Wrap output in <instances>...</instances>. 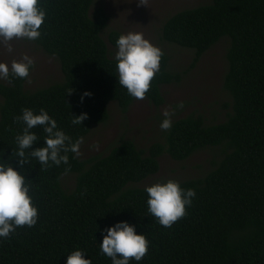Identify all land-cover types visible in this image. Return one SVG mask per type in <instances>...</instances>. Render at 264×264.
Segmentation results:
<instances>
[{
    "label": "trees",
    "instance_id": "16d2710c",
    "mask_svg": "<svg viewBox=\"0 0 264 264\" xmlns=\"http://www.w3.org/2000/svg\"><path fill=\"white\" fill-rule=\"evenodd\" d=\"M39 2L46 16L40 37L32 42L58 61L62 80L34 91L25 90L27 79L0 83V162L18 172L15 136L23 125L13 118L21 109H45L75 140L107 122L109 103L124 114L135 100L116 81L115 61L102 38L108 24L104 9L97 6L90 14L93 0ZM119 35L110 31L108 42L115 47ZM224 37L229 43L222 87L231 99L226 118L212 125L200 116L176 120L164 143L147 150L120 140L102 156L80 160L68 153V165L45 170L28 158L21 171L31 184L37 224L17 227L0 242V264H65V256L76 248L91 264H111L99 249L101 230L118 221L135 225L149 241L139 264H264V0H209L176 12L160 29L163 42L193 51L190 67ZM168 67L162 53L145 94L156 107L163 104L161 86L180 80ZM84 91L91 96L81 103ZM81 112L88 119L73 125L72 117ZM32 131L40 138L32 147L42 146V129ZM221 145L224 154L210 172L178 182L196 193L185 216L169 228L159 225L147 213L145 187L129 184L155 175L164 154L182 162ZM64 175L74 176L69 190L63 187ZM130 264L136 262L130 259Z\"/></svg>",
    "mask_w": 264,
    "mask_h": 264
},
{
    "label": "clouds",
    "instance_id": "9594fccd",
    "mask_svg": "<svg viewBox=\"0 0 264 264\" xmlns=\"http://www.w3.org/2000/svg\"><path fill=\"white\" fill-rule=\"evenodd\" d=\"M144 3L145 0H139L138 4ZM45 16L46 10L39 0H0V48L11 53L13 48L10 41L13 39L36 41L41 35L39 29ZM115 49L112 58L117 83L126 89L130 97L145 99L150 81L159 71L161 50L138 31L119 35ZM33 66L34 61L28 55L21 56L19 61L12 60L10 66L0 62V80L9 84L18 78L26 80ZM90 96V92L84 91L80 102ZM178 106L182 107V104ZM162 115L159 128L166 132L172 127L173 113L165 110ZM13 119L23 125L15 136L17 147L14 158L20 171L14 170L10 163L0 162V242L7 240L17 227L31 228L37 224L38 209L32 203L31 184L22 174L21 166L28 163V158H34L41 170L53 165H68V153H72L73 158L78 157L80 146L84 143L83 137L73 140L67 135L43 108L38 113L31 108H23L20 115ZM86 119L87 113L81 112L72 117L71 123L81 126ZM36 126H40L44 133L43 144L33 148L40 141L32 131ZM144 192L147 195V213L165 228L185 216L186 207L191 206L196 195L193 189H184L173 179L157 181L146 186ZM101 235L100 252L110 258L111 264H130V259L139 264L148 251L149 241L145 235L137 234L136 226L126 221H118L102 229ZM85 256L83 250L76 248L65 256V264H91V260Z\"/></svg>",
    "mask_w": 264,
    "mask_h": 264
},
{
    "label": "rangeland",
    "instance_id": "374dc122",
    "mask_svg": "<svg viewBox=\"0 0 264 264\" xmlns=\"http://www.w3.org/2000/svg\"><path fill=\"white\" fill-rule=\"evenodd\" d=\"M208 2L209 0H145L142 5L138 4L139 0H93L90 14L93 8L100 6L108 17L102 38L110 59H113L116 50L108 42L110 31H117L120 35L129 31L142 32L145 39L167 55L169 70L178 73L180 80L178 83L161 86L163 104L159 107L146 98L135 99L123 114L116 103H109L107 122L93 126L84 138L78 156L80 160L102 156L120 140H131L140 150H147L153 143H164L165 131L159 128V123L165 110L173 113L172 123L187 116H200L205 125L220 123L231 112V99L222 87L227 69L225 53L229 39L222 38L193 67H190L194 55L192 50L160 39L161 26L170 16ZM10 43L13 48L11 53L0 48V62L10 66L12 60L19 61L23 55H28L34 61L24 85L25 90L34 91L62 80L58 61L46 55L35 43L22 39H13ZM3 82L0 80V83ZM181 104L182 107L178 106ZM224 150V145L208 147L182 162L173 161L164 154L158 159L159 170L155 175L129 185L146 187L168 179L182 182L202 178L219 162ZM62 184L65 189H71L74 176L64 175Z\"/></svg>",
    "mask_w": 264,
    "mask_h": 264
}]
</instances>
